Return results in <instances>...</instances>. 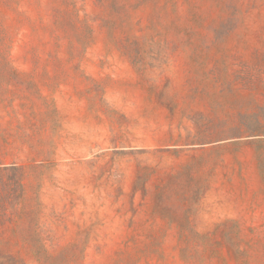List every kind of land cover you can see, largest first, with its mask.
<instances>
[{"label": "rangeland", "instance_id": "374dc122", "mask_svg": "<svg viewBox=\"0 0 264 264\" xmlns=\"http://www.w3.org/2000/svg\"><path fill=\"white\" fill-rule=\"evenodd\" d=\"M0 264H264V0H0Z\"/></svg>", "mask_w": 264, "mask_h": 264}, {"label": "trees", "instance_id": "16d2710c", "mask_svg": "<svg viewBox=\"0 0 264 264\" xmlns=\"http://www.w3.org/2000/svg\"><path fill=\"white\" fill-rule=\"evenodd\" d=\"M253 131H255V132H259L260 130H258V129H254Z\"/></svg>", "mask_w": 264, "mask_h": 264}]
</instances>
